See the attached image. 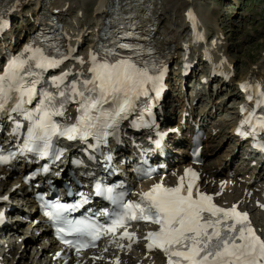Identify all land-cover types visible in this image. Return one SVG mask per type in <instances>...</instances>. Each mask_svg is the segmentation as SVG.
<instances>
[{"label":"snow or ice","instance_id":"obj_1","mask_svg":"<svg viewBox=\"0 0 264 264\" xmlns=\"http://www.w3.org/2000/svg\"><path fill=\"white\" fill-rule=\"evenodd\" d=\"M3 27L0 23V30ZM117 47L132 51L129 55H122L115 48L94 51L88 69L91 75L65 71L50 78L47 86L44 73L68 59L48 37L37 38L8 60L0 71V112L16 113L28 121L24 149L46 154L53 147V137L60 136L85 141L92 136L97 144L106 143L120 122L135 111L140 97L153 90L159 95L163 70L157 74V65L143 58L145 49L132 44ZM147 53L150 56L151 50ZM80 63H84L82 58ZM241 87L246 92L252 87L257 91L253 108L241 106V112L248 114L237 133L254 135L257 127L264 129V117H257L254 110L260 108L264 112V85L246 83ZM248 99L253 100V96L250 94ZM34 101V107H27ZM69 103L78 104L79 113L70 125L54 119L65 116ZM21 127L17 123V130ZM258 146L264 148V144ZM0 162H6L2 155ZM189 175L187 185L184 177L175 187L155 184L138 202L126 201V193L97 183L95 194L105 196L114 205L111 212L99 213L108 218L107 226L88 216L71 217L89 202L86 196L71 204L58 199L48 202L45 215L56 225L59 238L77 251L101 235L126 228L132 220H146L159 226L158 231L147 233V247L162 251L167 264H264V237L252 226L249 214L239 211L237 205L218 206L212 195L199 191L195 184L198 174L185 170V176ZM128 235L125 231L122 238Z\"/></svg>","mask_w":264,"mask_h":264},{"label":"bare ground","instance_id":"obj_2","mask_svg":"<svg viewBox=\"0 0 264 264\" xmlns=\"http://www.w3.org/2000/svg\"><path fill=\"white\" fill-rule=\"evenodd\" d=\"M89 0H16V2H20L22 4L21 7L17 8L15 11V14L21 12L23 9H27V13L25 15H32L31 19L34 23V19L36 18V13L38 10V3L40 4V7L42 9L46 10L47 12H50L48 9H52L53 7H58L57 15L58 18H60V14H67L69 15V12L72 11V15L78 14L77 10L83 11V17L78 21H62L63 24L69 26V31L71 29H74V27L79 28L81 31V34L79 31L73 32L72 35H70V38L67 39V41L72 44L79 46L78 49H74L73 47L69 50L68 53V59H65L62 63V66L56 67L55 71H51V73L57 74L59 72H63L64 69L66 71H70L71 73H86L87 72V62L89 60V54L92 52V48H90L91 43L86 42V39H88L89 36L87 35H94V32H90L89 29L92 27L93 24L99 25L103 22L105 17L108 15L105 11V6L107 4L108 0H97L94 4L95 8L93 9V19H90L87 17V6L86 2ZM130 1H140V0H130ZM147 5L148 8H152V13H155V19L159 22L158 29L155 32L157 37V42L160 46H166L167 51H172L171 55H176L177 52L179 53H188L189 49H192V53L190 55H197L199 56V59H203L208 61L212 66L218 67L221 69V72L225 74L226 78H230L228 84H236L237 80H251L254 79L257 82L264 81V56L263 60L255 65L250 67L245 71V73L239 75L236 78L235 73L232 71L233 66V60L228 58L227 55V44L226 41L223 38V33L220 30L219 27H217V17L213 14V12L209 8L203 7V5H210L211 3H223L226 0H142ZM128 1H125V3ZM1 5H4L3 9H7L6 5L3 3H0ZM51 5V6H50ZM233 7L238 6L237 0H235V3L232 2ZM74 10V11H73ZM148 10V9H147ZM194 17V20H193ZM69 18V17H68ZM77 18V17H76ZM88 18V20H86ZM14 25L16 23L21 22H27L25 18H21L19 15H15L12 17ZM17 19V20H16ZM70 19V18H69ZM30 22V21H29ZM79 24V25H78ZM13 25V26H14ZM215 26L216 25V31L211 32L207 27L208 26ZM26 27H22L19 30H24ZM62 30H64V27H62ZM16 30H12L7 28V31H5V37L8 39V37H12L15 35L14 39H17V33H15ZM79 38L77 39V37ZM186 37V38H185ZM86 38V39H85ZM208 39V41H206ZM11 41H9L10 43ZM83 44H87V47L85 49H82L81 46ZM221 45V47H218ZM211 53V55L207 58L205 56H208ZM163 56L166 57V54L163 53ZM180 57V56H178ZM80 58L84 60V63H80ZM197 58V57H196ZM201 63V62H200ZM198 64V63H197ZM201 67V66H200ZM200 72L201 68H197ZM174 70L178 72V82L177 85L178 88L172 87V90L174 93L178 94V101L177 104H179V115L176 117L174 121H171V108L170 105H167L166 102L161 103V109L159 110L160 115L158 117V121L163 124L164 122L170 123L174 122L175 125L179 126L178 128L183 126V119L185 122H187L190 119V113L192 112V99L193 95L191 93L190 99L187 101V93L186 97H183L182 95L188 91H181L182 87L179 80V70L180 68L177 65V60L174 62ZM196 71V69H194ZM226 71H228L230 74H227ZM193 76H195L193 74ZM164 78V77H163ZM177 79V78H176ZM235 79V82H234ZM169 80V79H167ZM190 80V79H189ZM188 80V81H189ZM166 85H169V82H165ZM216 86L218 84H215ZM237 86V85H235ZM211 90V89H210ZM237 90V89H236ZM237 94L239 95L238 91ZM251 94V93H245V96ZM219 94L215 93V96L218 97ZM202 99V98H201ZM173 100V99H172ZM197 99L195 98V101ZM217 104L220 105V107H223V103L220 99H218ZM168 101V100H167ZM242 101V97L240 99V102ZM197 102H199V97ZM176 104V105H177ZM201 105H204L203 101L200 102ZM212 104H216L214 101L212 103L204 107H200V114L203 116L200 121H204L205 116L208 115V112H212ZM238 105V103H237ZM235 106V111L237 110L238 106ZM216 107L215 105V111L214 114H216ZM206 108H209L206 110ZM185 112L188 114L185 115ZM216 115H213L210 117L211 120ZM184 117V118H183ZM181 121V122H180ZM228 123V130H226V133H230L228 138H233L234 135L232 134L233 127H231L230 121ZM180 124V125H179ZM208 139L211 138L212 132L216 131L218 126H213L210 124L208 126ZM218 133V131L216 132ZM215 133V134H216ZM207 139V145L208 149L204 151L203 156L209 155L208 153L214 154L215 157L213 161L204 163L201 168L199 167L200 172V184L201 189L207 192L214 193V191H217L219 186L225 184V189L221 197L219 198L221 203L230 206L232 203H238V206L240 208H243L247 210L250 214V217L252 219L253 225L258 230L259 234L264 237V165L260 166L258 169L257 174L254 176L249 173V175H245L244 178H238L237 175L243 176L245 172L249 169V166H245L244 173L239 174L240 168L232 167L229 152L231 151L232 145H229L226 150L222 153L216 154V145H213L209 143V140ZM211 141V140H210ZM180 152H184L183 149H176L175 152H173L172 156L170 157V161L174 162L178 159H182V161H185L184 165L180 164V162L177 161V164H174L168 170L167 172H163L159 175V178H161L164 182H167L175 176L177 171H183L185 170L186 166L190 165L189 160L186 156L181 155L178 156ZM63 154H67L65 151ZM211 159V160H212ZM180 164V165H179ZM251 169L253 171L255 169ZM234 171V175H231L230 172ZM17 182H21L20 177L18 178ZM146 187V186H145ZM27 229H30L31 232V239L23 237L25 233H19L15 231V234L11 235V238L8 239V242H6L8 245L5 246V253L6 255H10L7 257L8 264H25L28 261H30V264H37L33 263L34 257L32 256V259H28L30 256L27 255L28 251L31 248V246H26L25 244L22 246V242H34V246L38 248V250L35 251V254L38 255V258H41L45 255V262L44 264H56L57 262L52 258V252L49 254V249L46 248L44 245L45 236L46 233L42 231L38 225H33L32 223H29L27 225ZM24 238V239H23ZM18 241V242H17ZM9 242L13 245L12 249L16 248L12 254H10L11 246L9 245ZM19 243V244H17ZM17 244V247H16ZM143 256H151L152 260L143 259L145 264L149 263H156L160 259L159 256L156 254H150L145 252H140ZM17 254V258L15 259V255ZM137 255V252L133 253ZM80 257L85 260L86 264H120L121 262H128L130 264H136V260L132 259V255L127 256L125 252L122 250L120 251H112L110 253L106 254H96V258H93L92 256H87L86 253H80ZM115 257H119L118 261H115ZM15 259V260H14ZM39 260V259H38ZM2 262V261H1ZM40 264V263H38Z\"/></svg>","mask_w":264,"mask_h":264},{"label":"rangeland","instance_id":"obj_3","mask_svg":"<svg viewBox=\"0 0 264 264\" xmlns=\"http://www.w3.org/2000/svg\"><path fill=\"white\" fill-rule=\"evenodd\" d=\"M97 0H89L86 2L87 6V17L93 19V9L95 8L94 4ZM232 2L235 3V0H226L223 3H211L210 5H203L205 8H209L213 14L217 17V27L223 33V38L227 44V55L228 58L233 60V68L232 71L235 73L236 77L245 73L247 69L252 66L259 64L263 60L264 56V0H237L238 6L233 7ZM28 9H24L26 11ZM24 11L21 14V18L24 17ZM88 18L86 20H88ZM17 20V19H16ZM12 24L14 25L13 21ZM29 22L24 26L29 28ZM209 30L212 32L216 31V25L208 26ZM13 28H20V24L16 23ZM17 31V30H16ZM86 42H89L86 40ZM174 66V65H172ZM201 64H196L194 69H196L195 73L198 71L197 68L200 67ZM177 71V70H176ZM194 73V74H195ZM187 81V97L192 91V86H194L195 79H191ZM173 85L175 88H178L179 85L176 84L177 79L172 77ZM216 85L213 83L209 92L214 91V87ZM172 88V87H171ZM179 89V88H178ZM211 89V90H210ZM237 88L235 84L224 83L220 88L216 87L214 94H219L218 97L215 96L217 101L220 99L223 103V107H216V116L211 121L212 125L218 126L217 130L212 132L211 142L218 144L219 152H224L226 148L232 144V138H228L229 132L228 130V119L232 117L233 112L235 111V106L239 102L240 95L237 94ZM202 99L197 102V109L200 110V102ZM217 101H215V105H217ZM208 110V108H206ZM176 117L179 115L178 106L175 108ZM218 131V133H216ZM216 133V134H215ZM214 157V156H213ZM211 157V159L213 158ZM214 160V159H212ZM27 230L25 234L26 238L31 239V234L33 232L30 229H27V226H24ZM24 233V232H23ZM24 237V235H23ZM18 242V241H17ZM22 242V246L25 244L26 246H31V248L27 251V255L30 257L28 259H32L34 257L33 263H40L43 261V256L38 258V255L35 254V251L38 250L36 248V244L34 242ZM19 244V243H17ZM16 244V247H17ZM16 249V248H15ZM14 249V250H15ZM135 254L132 255V259L136 260V264H145L142 258L134 257ZM30 264V261L27 262ZM152 264V263H149Z\"/></svg>","mask_w":264,"mask_h":264}]
</instances>
